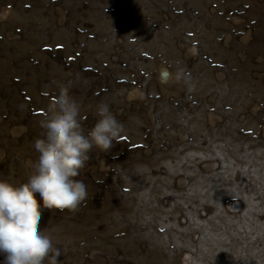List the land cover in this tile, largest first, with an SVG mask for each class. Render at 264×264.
<instances>
[{"label":"rangeland","instance_id":"rangeland-1","mask_svg":"<svg viewBox=\"0 0 264 264\" xmlns=\"http://www.w3.org/2000/svg\"><path fill=\"white\" fill-rule=\"evenodd\" d=\"M69 82L85 131L104 102L125 132L41 209L59 264H264V0H0V178Z\"/></svg>","mask_w":264,"mask_h":264},{"label":"clouds","instance_id":"clouds-1","mask_svg":"<svg viewBox=\"0 0 264 264\" xmlns=\"http://www.w3.org/2000/svg\"><path fill=\"white\" fill-rule=\"evenodd\" d=\"M182 70L175 79H182ZM71 82L59 88L44 118L42 137L33 145L26 181L0 178V255L2 264H59L61 250L49 231L39 227L42 210L74 211L87 199V185L77 179L95 148L108 152L125 132L109 104L98 103L94 125L85 131L81 105L68 95ZM38 204L40 207H38Z\"/></svg>","mask_w":264,"mask_h":264}]
</instances>
